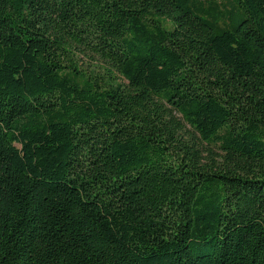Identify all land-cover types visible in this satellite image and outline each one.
<instances>
[{
  "label": "trees",
  "instance_id": "trees-1",
  "mask_svg": "<svg viewBox=\"0 0 264 264\" xmlns=\"http://www.w3.org/2000/svg\"><path fill=\"white\" fill-rule=\"evenodd\" d=\"M0 264H264V0H0Z\"/></svg>",
  "mask_w": 264,
  "mask_h": 264
},
{
  "label": "rangeland",
  "instance_id": "rangeland-1",
  "mask_svg": "<svg viewBox=\"0 0 264 264\" xmlns=\"http://www.w3.org/2000/svg\"><path fill=\"white\" fill-rule=\"evenodd\" d=\"M79 62H80V66L82 68V71L86 75L96 74V75H98V77L103 78V81L111 82V84H113V85L124 83L123 80L119 77V75L114 74V73L110 74L107 70L97 69L94 73L92 71V70H94L92 67H94L95 65L91 61L81 59V60H79Z\"/></svg>",
  "mask_w": 264,
  "mask_h": 264
}]
</instances>
